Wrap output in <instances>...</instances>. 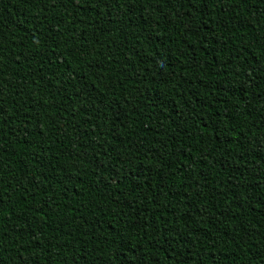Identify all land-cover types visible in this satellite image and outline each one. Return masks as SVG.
<instances>
[{
  "label": "trees",
  "instance_id": "16d2710c",
  "mask_svg": "<svg viewBox=\"0 0 264 264\" xmlns=\"http://www.w3.org/2000/svg\"><path fill=\"white\" fill-rule=\"evenodd\" d=\"M0 264H264V0H0Z\"/></svg>",
  "mask_w": 264,
  "mask_h": 264
}]
</instances>
